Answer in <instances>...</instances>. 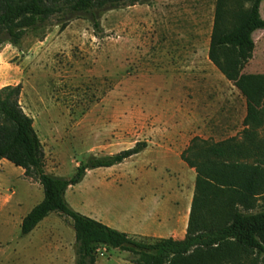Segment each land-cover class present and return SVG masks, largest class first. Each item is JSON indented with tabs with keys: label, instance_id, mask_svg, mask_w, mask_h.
<instances>
[{
	"label": "rangeland",
	"instance_id": "obj_1",
	"mask_svg": "<svg viewBox=\"0 0 264 264\" xmlns=\"http://www.w3.org/2000/svg\"><path fill=\"white\" fill-rule=\"evenodd\" d=\"M215 4L150 0L107 11L103 38L95 37L86 15L64 30L55 16L17 46H1L0 88L21 85L20 105L33 119L47 173L68 178L91 155L147 143L138 155L91 170L68 188L73 210L120 225L124 216H142L140 202L148 200L144 212L165 203L169 214L185 216L195 172L181 161L182 151L193 137L241 139L246 100L207 57ZM252 38L254 52L242 72L264 77V30ZM261 108L264 118V98ZM258 139L264 142V124ZM42 199L36 180L0 161V264H74L70 219L52 213L21 234L23 217ZM263 208L264 199L256 211ZM127 256L102 248L95 264H131Z\"/></svg>",
	"mask_w": 264,
	"mask_h": 264
},
{
	"label": "trees",
	"instance_id": "obj_2",
	"mask_svg": "<svg viewBox=\"0 0 264 264\" xmlns=\"http://www.w3.org/2000/svg\"><path fill=\"white\" fill-rule=\"evenodd\" d=\"M263 0H216L208 60L246 100L242 137L214 142L193 137L180 155L195 172L194 194L182 239H137L73 210L66 190L81 183L87 172L111 168L144 151L146 142L106 156L91 155L68 178L44 170V153L33 119L20 105L21 85L0 88V161L21 168L36 180L43 199L22 219V235L31 233L52 213L71 221L74 264H95L99 250L128 254L131 264H264V142L258 130L264 124V77L244 74L252 58L254 32L264 30ZM150 0H0V48L17 46L29 32L52 17L64 30L86 15L95 37L103 38L102 15L111 10L149 4ZM246 4H249L246 7ZM84 17V16H83Z\"/></svg>",
	"mask_w": 264,
	"mask_h": 264
},
{
	"label": "crops",
	"instance_id": "obj_3",
	"mask_svg": "<svg viewBox=\"0 0 264 264\" xmlns=\"http://www.w3.org/2000/svg\"><path fill=\"white\" fill-rule=\"evenodd\" d=\"M140 206L142 209L141 213L138 214L142 216H136L137 213L124 216V223H119L120 225H114L111 221L103 222L105 225L116 228L133 237L173 238V236H179L178 239L184 237L189 210L185 216H175L169 214L165 208V203L155 204L149 212H144V209L150 206L148 200L140 202Z\"/></svg>",
	"mask_w": 264,
	"mask_h": 264
}]
</instances>
